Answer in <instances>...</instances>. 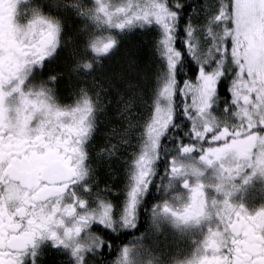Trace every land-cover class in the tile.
<instances>
[{
  "label": "snow or ice",
  "instance_id": "snow-or-ice-1",
  "mask_svg": "<svg viewBox=\"0 0 264 264\" xmlns=\"http://www.w3.org/2000/svg\"><path fill=\"white\" fill-rule=\"evenodd\" d=\"M19 3L0 2V264H23L37 239L44 238L54 248H70L75 264H90V256L101 255L105 247L111 251L108 235L136 228L162 155V138L180 127L181 116L183 136L175 137L176 155L169 160L164 185L171 199L153 207V225L159 229L161 219L177 225L208 221L203 240L177 264H264V208L249 212L230 200L235 177L245 171L264 174V0H216L209 17L216 28L205 26L204 46L191 22L178 37L184 0H125L117 6L95 0V7L73 3L61 18L34 10L24 23L18 20ZM74 15L120 30L153 22L163 30L159 47L166 70L157 77L153 112L143 125V143L134 153V172L118 214L104 199L90 209L75 188L88 173L84 144L99 93L94 98L82 87L73 105L61 107L52 89L24 88L32 68L65 43L63 21ZM68 42L65 54L75 61L73 71L92 67L89 49L100 56L118 43L113 36L93 37L79 28ZM184 51L197 65L193 78H178L177 65L179 72L192 71ZM137 60L131 54L127 62L131 67ZM219 93L225 99L218 116ZM197 151L198 159H182ZM209 168L214 183L203 179ZM82 188L91 191L86 184ZM129 251L123 248L114 264H127Z\"/></svg>",
  "mask_w": 264,
  "mask_h": 264
},
{
  "label": "trees",
  "instance_id": "trees-1",
  "mask_svg": "<svg viewBox=\"0 0 264 264\" xmlns=\"http://www.w3.org/2000/svg\"><path fill=\"white\" fill-rule=\"evenodd\" d=\"M215 5L216 0H184L180 10L178 37L184 36V25L191 22L197 26V35L204 45L208 39L205 26L216 28L209 23ZM74 21L77 20L74 18ZM116 40L118 43L107 56L91 60L90 69L80 67L73 71L75 61L68 56L53 66L57 71L54 75L55 85L63 88L62 95L79 94L82 87L94 98L99 93L98 104L94 109L97 134L87 163L96 180L102 183H120L125 179V172L140 142V128L152 112L157 77L165 70L158 51L159 31L153 25L134 27L116 35ZM131 54H135L138 60L130 67L127 61ZM184 58L188 60L192 71L179 72L180 65H177L178 78H193L197 65L186 51ZM219 95L216 108L220 114L225 97L224 93ZM184 120L181 116L177 121L180 127L170 128L162 138L161 153L168 154L169 148L178 143L175 137L183 136L181 129L185 127ZM110 145H115V148L110 152L102 151L109 149ZM168 156H160V176L169 163Z\"/></svg>",
  "mask_w": 264,
  "mask_h": 264
},
{
  "label": "flooded vegetation",
  "instance_id": "flooded-vegetation-1",
  "mask_svg": "<svg viewBox=\"0 0 264 264\" xmlns=\"http://www.w3.org/2000/svg\"><path fill=\"white\" fill-rule=\"evenodd\" d=\"M0 2H2V0H0ZM77 2L79 3L78 0H70V2L69 0H20L18 5V20L22 23L27 22V20H30L33 17L34 10H39L40 14L44 17L61 18L63 11H71L72 4H78ZM66 3L67 7H62ZM87 3L88 0H86V4ZM74 18L77 21H74ZM79 19V15H74L70 18V20L63 21L61 38L65 41V43L59 46L56 52L53 53L52 56L48 57L42 65H37L32 68L24 85L25 89H28L29 87L35 89L41 85L52 89L50 95L52 96L54 102L61 107L73 105L78 99L79 94H70L66 96L62 95L61 91H63V88L56 86L55 80H50L49 78L54 76L57 72L53 69L56 62L61 61L65 58V56H67L65 54L66 47L70 46L68 37L74 33L75 29L79 28L82 32L88 33L91 30L87 27V23L80 21L81 19ZM123 32H126V30H123ZM77 39L79 40V37ZM110 51L107 54L95 56V54L89 49L86 56L90 60H94L95 58L107 56ZM94 112L95 111H93L91 117L92 129L89 138L84 144V148L87 153V160L90 153L93 151L92 149L95 145L94 141L98 128ZM144 131V127H141V133L139 135L140 142L137 145L135 153L140 151L143 143L142 134ZM176 144L177 143H175L172 148H169L167 151L168 154L162 153V155H170V157L168 156L169 158L176 155ZM133 160L134 157L128 170L125 172V179L120 183L99 182L94 177L92 168L88 167L87 175L79 184L75 185V188L88 201V207L90 209L96 208L99 200L104 199L112 205L114 214L119 213L123 207L128 186L134 172ZM160 167V161L158 160L156 162L153 182L148 193L143 197L139 207L136 228L122 230L118 235H108L106 238L111 239L113 249L109 251L108 248L105 247L102 249L101 255L90 256V264H114V261L120 257L121 250L125 247L130 250L127 258V264H144L143 261L145 254L151 256L153 264H161L162 261L164 264H177V261H183L186 257H188L197 247L198 243L203 240L208 227V221L206 220L201 221L198 224L190 223L189 235H187L184 239L180 236L177 237V235L170 229L169 225H162L159 229L153 225V207L161 203L166 198L171 199V195L165 196L164 194V185H166V182H164L161 178L163 175L160 176ZM166 167L167 165H165L164 168ZM257 173L259 174V172ZM249 176L250 179L253 178L256 182L254 184L251 182L248 186V184L245 183V179ZM253 176L254 175H251L247 171L237 176V179L234 182L237 191L234 196L230 198L232 203L235 205H243L249 212H255L256 210L264 208V174H261L260 179H256ZM261 178L263 181H261ZM85 184L90 187V192L83 191L82 185ZM103 189L104 191H102ZM96 230L97 226L93 225L91 231ZM53 254H55L56 257H53ZM147 255L145 257H147ZM54 259L57 261V264H75L70 248H54L52 240L47 238L37 239L35 248L30 249L24 256L23 264H52Z\"/></svg>",
  "mask_w": 264,
  "mask_h": 264
},
{
  "label": "rangeland",
  "instance_id": "rangeland-1",
  "mask_svg": "<svg viewBox=\"0 0 264 264\" xmlns=\"http://www.w3.org/2000/svg\"><path fill=\"white\" fill-rule=\"evenodd\" d=\"M79 1V3L78 4H76L77 5V7H79V4L81 3V2H84L85 3V5L87 6V7H95V0H88V3L86 4V0H78ZM106 2H108L109 3V5L110 6H117V5H120V4H122V3H124L125 2V0H106ZM135 2L136 3H139L140 2V0H135ZM89 5V6H88ZM79 18L81 19V21H83V22H85V23H87V27L88 28H90L91 30L89 31V33L93 36V37H100V38H105V37H108V36H113V37H115L116 35H118L119 33H121V32H123V30H126V31H128V30H130V29H132V28H134V27H141V26H149V25H153L154 27H156L157 29H158V31H159V44H158V51H159V54H160V56H161V58H162V60H163V62H164V66H165V70H166V59H165V57H164V55L162 54V50L160 49V47H159V45H160V41L162 40V38H163V30H162V28H161V26L160 25H158V24H156V23H150V24H141V23H135V24H133V25H131V26H129V27H126L125 29H123V30H120V29H117V28H115V27H111V26H109L108 24H106V23H103V22H95V21H93V20H91L90 18H88V17H84V16H82V15H79ZM95 35V36H94ZM201 45H202V43H201ZM202 46H204V45H202ZM157 88H158V86H157ZM156 93H157V89H156ZM156 93H155V96H154V99H155V97H156ZM153 103H154V101H153ZM152 112H153V108H152ZM152 112H151V114H152ZM150 114V115H151ZM216 115H220L217 111H216V113H215ZM207 146V145H206ZM198 157H199V152L197 151V152H195V153H193L190 157L189 156H185V157H182V159H185V160H187V159H198ZM202 166V165H201ZM167 167H168V165H167ZM167 167L162 171V173H161V175H163L161 178L164 180V182H166V184H168L169 183V176H168V174H167ZM203 167V166H202ZM213 172H214V169H211V168H209V169H207L206 170V173H205V176H204V180H209V179H211V182H215V176L213 175ZM260 176H261V174L259 173H256L253 177H255L256 179H260ZM237 179V177H235L233 180H232V186L233 187H231L230 188V190H231V196H230V198L231 197H233L234 196V194L236 193V186H235V184H234V182H235V180ZM261 181H263L262 180V178H261ZM255 183L256 181H255V179H253V178H251V179H248L247 180V184H248V186L250 185V183ZM175 190V183H174V187H173V189H170L169 191L170 192H173ZM220 199H222L223 197H222V195L219 197ZM173 203L174 204H176V205H178L179 203H180V201H173ZM172 220L171 219H161L160 221H159V224H160V226H162V225H169L170 226V229L173 231V233L174 234H176L177 235V237H181L182 239H184L187 235H189V230H190V228H189V225H190V223L189 224H179V225H177V224H175V223H173V222H171ZM147 254H145L144 255V261H143V263L144 264H153V261H152V259H151V256L150 255H147V257H145Z\"/></svg>",
  "mask_w": 264,
  "mask_h": 264
}]
</instances>
